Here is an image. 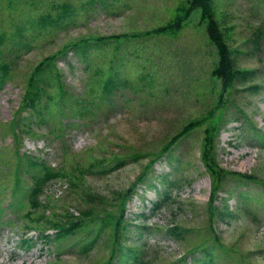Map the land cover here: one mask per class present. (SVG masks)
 <instances>
[{
  "label": "rangeland",
  "instance_id": "obj_1",
  "mask_svg": "<svg viewBox=\"0 0 264 264\" xmlns=\"http://www.w3.org/2000/svg\"><path fill=\"white\" fill-rule=\"evenodd\" d=\"M188 5L0 0V264H264V0L228 87Z\"/></svg>",
  "mask_w": 264,
  "mask_h": 264
},
{
  "label": "trees",
  "instance_id": "obj_2",
  "mask_svg": "<svg viewBox=\"0 0 264 264\" xmlns=\"http://www.w3.org/2000/svg\"><path fill=\"white\" fill-rule=\"evenodd\" d=\"M188 2L189 6L187 12L191 13L196 8H200L202 10V19L206 20V29L208 36L210 40L216 45L218 50V62L214 67L212 73L215 77L220 78L223 87H228L234 81L236 74L239 73V69H236L234 67L232 50L227 40L225 39V35L223 30L221 29L219 21L214 15L212 0H188ZM184 20V16H179L175 21L170 22L164 26H159L149 32H161L180 29L183 25ZM75 48L79 47L75 46ZM81 50H83L82 52L86 51L84 47H81ZM42 92V90L37 91V95L41 97ZM186 129L185 131L187 132L189 128L186 127Z\"/></svg>",
  "mask_w": 264,
  "mask_h": 264
}]
</instances>
